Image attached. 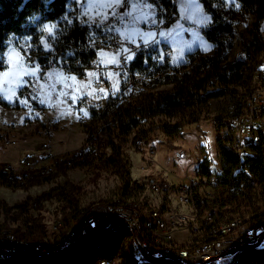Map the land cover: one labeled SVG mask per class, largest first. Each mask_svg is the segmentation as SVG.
I'll return each mask as SVG.
<instances>
[{"label": "trees", "instance_id": "obj_1", "mask_svg": "<svg viewBox=\"0 0 264 264\" xmlns=\"http://www.w3.org/2000/svg\"><path fill=\"white\" fill-rule=\"evenodd\" d=\"M201 3L210 16V22L202 33L211 43L212 52L188 53L181 64L170 62L166 56L161 60H151L147 54L150 49H156L152 45L137 52L130 69L143 77L137 78V81L144 90L124 95L120 89L116 98L108 100L103 110L90 108L94 125L87 132L89 150L79 152L72 159L58 162L59 168L68 164L87 163L89 153H92L94 157L91 160L96 159L101 168L117 174L124 189H127L125 182L128 167L123 156L122 142H127L128 137H131L130 145L139 150L150 143L155 129L173 137L182 132L184 126L209 119L214 100H225L231 107L225 114L219 111V114L212 116L216 123H221L232 113L242 111L244 100L256 89L254 77L260 58L264 57V36L261 29L264 0H235V4H227L224 0H201ZM69 4L70 0H0V73L4 69L1 57L9 39L27 36L31 37L36 48L33 59L40 66L49 67V60L53 59L66 71L83 77L90 61L99 49L106 47L105 40L109 38L100 34L98 25H88L78 20L77 10L70 12ZM250 17L254 20L248 38L241 42L242 56L231 59L236 29ZM63 19L65 23L62 24ZM49 23H58L62 27L52 42L51 52H43L40 46V35L43 33L41 27ZM113 39L115 36L110 40L111 44L115 41ZM65 50H70L71 53L67 58H63ZM145 58L147 65H143ZM167 85L172 88L154 92ZM121 99L124 101L121 102ZM0 103L9 106L4 101ZM157 117L166 120L155 123L154 119ZM216 147L217 162L208 160L203 155L197 165V174L202 177L215 175L220 186L231 185L240 172L236 169L237 165L246 164V160L242 161L241 155L226 149L222 141H216ZM204 150L205 148H201V154H204ZM257 152L259 157L246 165L252 169L257 168L260 176L259 192L264 193V169L261 166L263 153L260 149ZM6 177L0 172V184L6 185ZM14 178L16 179L15 176ZM23 185L28 186L25 182ZM134 189L132 188L133 191ZM244 189L246 193L252 191L250 188ZM77 191L78 188L66 180L62 186H55L37 197H28L14 205L0 200V229H9L11 224H15L13 231L20 238L44 242L46 226L39 213L33 216L30 210L35 208L41 211L42 201L56 198L62 203L65 223L69 219L75 222L78 216ZM247 198L249 203L245 204L244 209L250 214L258 207L251 203V195ZM61 232L64 234L65 229ZM96 236L101 234L97 233ZM87 239L53 256L38 257L32 253H19L0 264H85L95 260L109 262L119 256L126 258L121 264H137L132 257L129 233H108L102 242L97 241L98 244L95 245H90ZM251 253L246 249L234 264H264V254Z\"/></svg>", "mask_w": 264, "mask_h": 264}, {"label": "rangeland", "instance_id": "obj_2", "mask_svg": "<svg viewBox=\"0 0 264 264\" xmlns=\"http://www.w3.org/2000/svg\"><path fill=\"white\" fill-rule=\"evenodd\" d=\"M224 1L227 4L231 2L235 4V0ZM176 6V15L168 25L162 26L158 31L153 28L146 29L143 26L141 30H144L147 40L152 39L153 46L156 47L161 59L166 56L170 62L181 64L188 53L205 52L212 48L211 43L202 33L210 22V16L205 11L201 0H176ZM153 12L155 13V10ZM154 13L149 9L145 10L139 18L140 23L143 25ZM253 20V17H250L246 22L238 25L231 59L242 56L241 42L248 38ZM61 23H65V20L63 19ZM61 27L58 23L44 24L41 27L43 33L40 35V46L43 52H51L52 42L57 38ZM261 29L264 36V20L261 23ZM6 46L1 57L6 59L7 64L0 73V101H4L9 106L6 107L0 103V169L5 165L13 167L17 170L16 175L19 179L12 187L0 184V200L14 205L28 197H37L55 186H62L66 180L78 188L76 196L78 216L75 222L69 219L65 223L61 210L62 203L56 198L42 201L41 211L35 208L30 210L33 216L39 213L42 217V222L46 226L44 242L47 245L55 246L65 242L70 230L80 222L84 213L103 207L115 200L114 198H132L137 203L138 210L143 207L149 208V206L157 210V206L159 208L161 205L164 206L165 198H162L161 194L150 191L143 181L152 178L170 186H177L187 176L191 177L194 158H184V153L198 152L200 148H205L202 156L217 162L216 130L212 116L219 114V111L225 114L230 110L231 107L225 100L212 101L213 112L210 118L198 124L184 126L182 134L176 138L168 137L155 129L153 139L142 150L130 145L131 137H128L127 142H122L123 156L128 167L125 182L127 189H124L122 180L117 174L109 169L101 168L96 159L91 160L94 157L92 153H89L87 163L68 164L63 167L64 169L59 168L58 162L72 159L79 152L89 150L87 132L93 127L94 121L87 103L76 104L75 102L78 98H87L98 90L118 91L124 76L113 71L112 65L119 62L121 53L101 49L98 54L101 69L89 66L86 68L85 77H80L66 71L60 64L49 67L40 66L33 59L36 48L31 37L9 39ZM137 77L143 79L140 74ZM171 88V85H167L154 92ZM68 97L72 99V103L66 102ZM88 114L89 118L86 117ZM165 120L163 117H157L154 122H165ZM11 141L15 144H11ZM46 142L49 144L53 157V171L46 177H27L28 172L19 169V159L27 155L30 162L39 160L38 152L41 144ZM150 147L153 148L152 151L149 150ZM24 182L28 184L27 187L23 185ZM132 188H135L134 191ZM251 198L255 199L254 204L258 210L264 209L263 192L253 194ZM176 199L177 196H171L173 204H176ZM179 209L184 208L179 206ZM158 213L167 217L163 212ZM247 213L243 211L240 214L247 217ZM11 226L14 227L15 224ZM12 227L0 230L14 232ZM62 229H65L64 234L61 232ZM111 232L112 228L107 227L105 230L94 232L84 240L87 239L90 245H95L98 244L97 241L102 242ZM97 233L101 236L97 237ZM186 235L185 231H180L174 235L175 240L178 243L180 237L183 238ZM71 246L73 244L62 252ZM247 250L253 255L264 254V250H255L254 247ZM125 259L124 256H119L109 262L95 260L93 263L85 264H121ZM235 262L236 260L232 264Z\"/></svg>", "mask_w": 264, "mask_h": 264}, {"label": "built area", "instance_id": "obj_3", "mask_svg": "<svg viewBox=\"0 0 264 264\" xmlns=\"http://www.w3.org/2000/svg\"><path fill=\"white\" fill-rule=\"evenodd\" d=\"M130 1L139 5L150 3L153 6L155 13L143 24L146 29L153 28L158 31L162 26L168 25L176 15V0ZM127 23V17L121 16L116 22L98 25L100 34L109 38L105 40V46L111 45L110 40L116 37ZM128 48L135 56L140 50L148 48V45L129 43ZM70 54V50H65L63 58L69 57ZM147 56L153 61L161 60L157 49H150ZM132 59L122 56L118 63L112 65L113 71L119 72L125 78V84L120 88L124 95L144 90L137 81L138 74L131 72ZM99 61L97 54L90 61V66L100 67ZM1 63L6 65V59H2ZM48 65L55 66L56 62L50 59ZM143 65H147L146 58ZM254 83L256 89L244 100L242 111L230 114L221 123L213 120V124L216 130L215 140L222 141L226 149L241 155L246 164L258 158L257 150H262L261 166L264 169V57L260 58ZM116 95L117 93L109 95L98 90L87 98H78L75 103L85 102L90 108L100 111L106 107L108 100L116 98ZM123 101L121 99V102ZM66 102L72 103V99L68 97ZM182 132L173 137L180 136ZM11 144L15 142L11 141ZM149 150L152 151L153 148L150 147ZM38 154L40 159L33 162L28 161L27 155L19 159V169L26 170L27 177H46L54 169L47 142L41 144ZM201 156V148L198 152L183 154L184 158H194L193 173L177 186H170L152 178L143 181L150 191L161 194L166 200V204L160 208L157 206V210L151 209L150 206L138 210L137 203L132 198H114L115 200L107 205L84 213L80 222L70 230L66 241L55 246L41 241H27L10 230H0V263L7 262L19 253H32L40 257L59 254L68 246L107 227L112 228L111 233L123 231L130 234L132 257L137 264H232L237 261L240 256L238 254L247 248L264 250V209H256L254 212L251 210L247 217L240 214L246 210L244 205L249 203L248 195L260 193L257 168L252 169L240 163L236 168L240 171L236 181L230 183L231 185L220 186L215 175L202 177L197 174ZM16 171L9 165L2 166L0 172L7 176L5 186L12 187L17 184L19 176ZM244 188H250L252 192L246 193ZM171 196H177L176 204L171 202ZM254 201L255 199L251 198L252 204ZM179 206L184 209H179ZM158 212H163L167 217ZM180 231H185L187 235L180 237L177 243L174 235Z\"/></svg>", "mask_w": 264, "mask_h": 264}, {"label": "crops", "instance_id": "obj_4", "mask_svg": "<svg viewBox=\"0 0 264 264\" xmlns=\"http://www.w3.org/2000/svg\"><path fill=\"white\" fill-rule=\"evenodd\" d=\"M230 4H232V2ZM147 9L154 13L153 6L150 3L139 5L132 3L130 0H70V4L68 6V10L70 12L77 10L78 20L88 25H99L105 22H116L121 16L127 17L128 23L115 37V39H113L115 41H113L109 47L106 46L105 48H101L102 50L120 52V59L122 56L130 59L134 57V53H132L128 48L129 43H136V45L144 46L153 45L152 39L147 40V38L144 36V30H141V26L143 25L140 23L139 19L141 14L145 13V10ZM101 49L98 50L97 54H99ZM211 52L212 48L208 51H205L204 53ZM98 68L101 69V66ZM86 74L87 70L85 69L83 77H85ZM124 84L125 78L121 81L118 91ZM118 91L106 93L110 95L117 93ZM86 117L89 118V114Z\"/></svg>", "mask_w": 264, "mask_h": 264}, {"label": "bare ground", "instance_id": "obj_5", "mask_svg": "<svg viewBox=\"0 0 264 264\" xmlns=\"http://www.w3.org/2000/svg\"><path fill=\"white\" fill-rule=\"evenodd\" d=\"M242 253H243V251H241L238 255H241ZM239 258H240V256L237 258V260H238ZM232 262H233V261H232ZM232 262H231V263H232Z\"/></svg>", "mask_w": 264, "mask_h": 264}, {"label": "water", "instance_id": "obj_6", "mask_svg": "<svg viewBox=\"0 0 264 264\" xmlns=\"http://www.w3.org/2000/svg\"><path fill=\"white\" fill-rule=\"evenodd\" d=\"M215 170H216V168H215V166L213 167V173H215Z\"/></svg>", "mask_w": 264, "mask_h": 264}]
</instances>
